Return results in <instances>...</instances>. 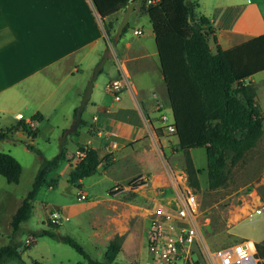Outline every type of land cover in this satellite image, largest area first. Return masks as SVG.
<instances>
[{"label": "crops", "instance_id": "obj_1", "mask_svg": "<svg viewBox=\"0 0 264 264\" xmlns=\"http://www.w3.org/2000/svg\"><path fill=\"white\" fill-rule=\"evenodd\" d=\"M197 1V13L210 20L209 45L213 52L218 45L227 50L264 34V0ZM142 4V0H137L134 12L148 17L142 12ZM148 21V29L145 25L131 26L129 22L126 33L111 48L93 0H0V133L28 138L44 134L48 141L60 146L67 137L65 160L58 170L49 173V179L70 175L80 159L78 145L83 144L96 149L101 161L96 174H103V179H108V173L119 176L125 172V177L116 181H127L139 177L140 171H147L152 179L164 177L153 181V191L161 192L150 196L153 205L173 197L163 196L166 191L174 194L176 189L178 176L169 150L178 143V137L169 134L162 122V116H167L162 113L165 108L161 110L163 102L168 101L170 109L171 106L149 17ZM135 31L142 34L136 35ZM106 51L109 58L94 82L91 99L83 112L85 124L78 134L66 133L93 69ZM255 75L247 83L255 89V99L261 108L264 82L260 87L254 81ZM117 80L124 85L119 101L108 90V85ZM171 113L173 117L172 109ZM36 114L39 119L33 120ZM20 115L32 127L33 135L21 129L9 131L20 121ZM261 175L264 183V170L257 178ZM121 184L116 182L105 196L96 194L98 199L91 205L108 201L107 206L117 210L110 192ZM130 191L116 195L120 196L116 201L128 206L143 195L136 188ZM246 206L251 215L240 214L237 220L232 215L229 228L237 229L247 219L256 223L253 230L235 231L234 240L264 244V200L260 198ZM257 209L262 212L257 214ZM94 235L100 239L98 234ZM131 250L126 237L120 253L130 254Z\"/></svg>", "mask_w": 264, "mask_h": 264}, {"label": "trees", "instance_id": "obj_2", "mask_svg": "<svg viewBox=\"0 0 264 264\" xmlns=\"http://www.w3.org/2000/svg\"><path fill=\"white\" fill-rule=\"evenodd\" d=\"M131 1L93 0L113 44L117 43L116 26L111 19L121 11L124 13ZM142 1V12L148 15L155 34L173 112L175 135L178 137L173 148L176 152H185L205 147L208 188L212 191L224 188L231 180L232 169L243 162L247 153L264 137L262 111L255 99V89L247 83L251 76L264 71V34L227 50L218 45L213 52L209 45L210 20L197 13V0H157L152 4L148 0ZM129 26L125 27L124 33ZM39 116L36 114L32 119L38 120ZM76 116L77 109L74 112ZM84 124L82 119L74 134H78ZM17 129L29 135L34 133L23 119L9 131ZM66 142L67 137L54 157H43L31 190L10 220L12 233L9 243L0 247V264L12 259L21 260L23 253L34 243L25 244L19 251L24 244L18 242L16 236L32 217L40 190L45 186H57L58 180L49 179V173L58 170L65 160ZM29 148L42 154L32 144ZM78 148L85 155L69 175L73 184L95 175L101 163L96 149L83 144ZM106 161H109V156ZM22 171L21 163L13 155L0 152V175L9 183H19ZM199 172L191 157L187 156L186 173L189 185L194 189H200ZM57 228V223L49 221V228L35 232L34 237L47 236L68 244L83 256L87 264H114L121 251L123 239L118 236L109 243L104 259L96 260L75 238L67 235L61 240ZM256 248V256L264 264V244H257ZM30 264L43 263L33 260Z\"/></svg>", "mask_w": 264, "mask_h": 264}, {"label": "rangeland", "instance_id": "obj_3", "mask_svg": "<svg viewBox=\"0 0 264 264\" xmlns=\"http://www.w3.org/2000/svg\"><path fill=\"white\" fill-rule=\"evenodd\" d=\"M123 15L124 13L121 11L111 19V22L116 26L115 34ZM129 22L131 26L145 25V29L149 28L148 17L137 11L132 13ZM106 36L110 47L113 48L110 36L107 34ZM253 78L259 85L263 84L264 72L256 74ZM260 105L264 124V105L262 103ZM161 110L168 116V123H171L173 117L168 101L163 102ZM40 129L43 131V124ZM85 130L87 129L84 128L83 131L85 132ZM2 134L4 137H0V152L13 155L21 163L23 171L20 182L17 184L9 183L0 175V247L7 245L10 241L11 216L31 190L43 157L52 158L60 151V144L53 140L48 141L44 134L30 138L12 133ZM31 142L34 147L41 150L42 154L27 147L26 143ZM176 144L171 145L169 156L172 157L170 161L177 171V176L180 177L186 173L187 156L191 157L195 167L200 170V189L192 188V191L200 203V223L207 245L213 251L234 245L236 243L234 240L235 231H239V228L253 230L256 222L247 219L243 222L244 225L232 229L229 228L232 223V215L236 216L235 220L239 218L240 214L249 215V206L246 205L252 204L260 198L264 200L263 176L257 178L264 170V137L255 148L247 153L245 160L232 169V177L228 185L215 191L208 188L206 148L200 147L185 152H176L173 148ZM146 172L140 171L139 177H133L127 181H116V179L122 180L125 177L123 174H127L125 172L119 176H115V173H108V179H103L104 175L97 173L85 178L83 183L76 184L69 181L68 174L59 176L56 187L45 186L40 190L34 202L35 209L32 217L22 225L16 238L23 241L24 244L27 243V240H29L27 244H32L35 232L49 228L50 212L53 210L62 212L63 210L68 219H63L61 224H58L57 233L59 236L68 235L75 238L92 258L102 261L109 243L119 236L123 240L126 237L129 238L132 250L129 252L130 254L122 251L115 264H148L147 236L150 227L149 215L153 205L150 196L154 193L155 195L161 193L153 191V181L154 179L164 180V177L156 176L152 179L150 173ZM51 176L56 177L55 173H52ZM116 182H120L124 186L130 185L133 190L136 188L142 192L140 200L137 198L131 205L126 206L116 201L120 199L118 198L120 196H110L115 200L114 204L117 206V210L109 208L108 201L91 205L98 199L96 194L105 196L106 190ZM187 182L189 183V180ZM161 191L164 192V188H161ZM81 194H86L87 199H80ZM172 196L173 192L166 191L163 197L170 198ZM244 201L247 202L243 204ZM241 207L243 208L241 209ZM94 234H98L100 239H96ZM36 238L37 242L28 247L23 253L21 261L9 260L4 264H30L33 260H38L43 264L86 263L83 256L68 244L47 236Z\"/></svg>", "mask_w": 264, "mask_h": 264}, {"label": "built area", "instance_id": "obj_4", "mask_svg": "<svg viewBox=\"0 0 264 264\" xmlns=\"http://www.w3.org/2000/svg\"><path fill=\"white\" fill-rule=\"evenodd\" d=\"M148 3L155 2L148 0ZM208 27L211 28L210 24ZM135 34L140 35L142 32L135 31ZM211 34L212 31H209V36ZM123 89V83L118 80L108 85V90L116 101L121 99ZM18 119L24 117L20 115ZM162 122L169 134H175L174 123H168L167 116H162ZM84 155L81 152L79 158ZM187 181L186 173L177 177L173 197L168 201H157L152 207L147 236L149 264H261L256 256V244L251 241H242L214 251L210 249L202 233L198 197ZM130 189V185H116L110 193L116 196ZM80 199L86 200L87 195L81 194ZM256 212L260 214L262 209H257ZM63 219H68L63 212H50L52 223L61 224Z\"/></svg>", "mask_w": 264, "mask_h": 264}, {"label": "water", "instance_id": "obj_5", "mask_svg": "<svg viewBox=\"0 0 264 264\" xmlns=\"http://www.w3.org/2000/svg\"><path fill=\"white\" fill-rule=\"evenodd\" d=\"M136 4H137V0H132L128 4V6L124 12L123 18H122L120 24L118 25L117 32L115 34V40L116 41H119L122 38L123 33H124V29L129 24L130 16L134 12ZM108 58H109V51H106V52H104L101 59L99 60V62L94 67L93 72H92V76L87 83L86 89L82 95L80 104L77 108V116L75 117L71 127L68 130H66V133H69V132L74 133L77 131L78 127L80 126V123L83 119V112H84V110H85V108H86V106H87V104L90 101L91 96H92V92L94 89V82L98 78L102 69L104 68L105 63L108 60ZM0 137H4V135L1 133ZM26 145H27V147H29L30 143H26ZM60 239L64 240L65 236H60ZM24 247H25V245H22L18 250L21 251L24 249Z\"/></svg>", "mask_w": 264, "mask_h": 264}, {"label": "bare ground", "instance_id": "obj_6", "mask_svg": "<svg viewBox=\"0 0 264 264\" xmlns=\"http://www.w3.org/2000/svg\"><path fill=\"white\" fill-rule=\"evenodd\" d=\"M257 201V200H256ZM254 207V206H253ZM255 210V209H254ZM250 215V214H249Z\"/></svg>", "mask_w": 264, "mask_h": 264}]
</instances>
